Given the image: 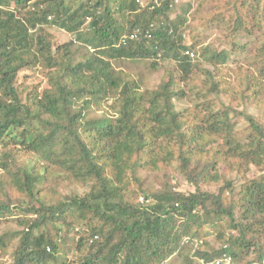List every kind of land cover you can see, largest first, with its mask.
<instances>
[{
    "label": "trees",
    "instance_id": "16d2710c",
    "mask_svg": "<svg viewBox=\"0 0 264 264\" xmlns=\"http://www.w3.org/2000/svg\"><path fill=\"white\" fill-rule=\"evenodd\" d=\"M115 1L0 0V216L20 217L18 227L27 228L0 232V257L9 253L7 235L19 238L10 262L0 264H70L60 252L75 230L77 264H215L224 256L232 264H264V174L246 180L239 192L230 180L218 193L200 188L220 181L222 153L227 160L264 156V125L246 112L259 107L264 94V0L215 3L213 20L224 24L227 42L220 51L201 45L188 26L190 2L172 18L180 10L175 0H119L113 10ZM49 28L75 38L57 45ZM243 37L263 41L238 91L230 89L245 107L237 113L249 125L246 144L229 116L234 104L217 112L209 99L226 87L216 75L220 67L248 57ZM75 43L93 50L84 62L74 63ZM114 61H152L155 70L172 62L175 68L150 88L117 71ZM205 63L214 68L203 72L207 100L206 85L195 95L194 86L177 88L179 78L187 88L194 85L192 75ZM36 68L46 72L48 86L20 85L19 75ZM188 99L197 106L186 121L177 102ZM219 140L222 150L214 146ZM17 149L37 157L32 169ZM176 160L196 191L165 184L149 192L139 169L160 171ZM41 181L50 186L37 189ZM65 184L86 191L60 198L57 188ZM8 189L22 198L13 202ZM208 230L220 249L209 251Z\"/></svg>",
    "mask_w": 264,
    "mask_h": 264
},
{
    "label": "rangeland",
    "instance_id": "374dc122",
    "mask_svg": "<svg viewBox=\"0 0 264 264\" xmlns=\"http://www.w3.org/2000/svg\"><path fill=\"white\" fill-rule=\"evenodd\" d=\"M119 0H116L112 3V9L116 10L119 4ZM176 4L179 6L180 10L176 11L172 18L176 17V13L182 12V8L187 3H192L193 9L190 14L187 16L188 26H192L195 30V34L200 38L201 45H209L213 50H222L223 48L227 47V42L225 39V29L224 24L219 23L217 20H213L219 12V7L215 5V3H220L221 0H175ZM217 6V7H216ZM195 11V12H194ZM194 14V18L192 15ZM119 21L121 19L120 16L117 15L116 17ZM87 30V26L84 28ZM49 32H51L54 36V40L57 45H63L71 41L75 38L74 35L67 34L65 31L57 29V28H49ZM201 36V37H200ZM185 39L188 43H191V34L188 28H185ZM228 41V40H227ZM241 41L245 43L248 41L250 43L248 49V55L243 56V58L247 57L246 60L242 59L240 62L234 58V63L231 62L229 65L225 67H220L218 78L224 80L225 88L223 89L222 93L220 94H212L209 95L210 101L213 103V109L217 112H222L233 105L237 112L245 111V107L241 104H238L237 101H233L232 97L230 96V89L237 90L239 89V79L243 78L244 73L247 72L245 68L249 64V59L253 60V57L256 55L257 50L262 45V39H258L257 41H253L250 38H241ZM229 42V41H228ZM229 48V46H228ZM72 52L74 56V63L84 62L85 56H90L93 50L83 47L80 43H75L72 47ZM200 55L197 54L196 58H199ZM200 59V58H199ZM248 60V61H247ZM113 67L117 71H123L133 78L141 79L147 84L150 88L158 86L162 80L168 76L170 69H174L175 66L172 62H165L160 64V69L155 70L152 66V61H114ZM240 67V68H239ZM239 68V69H237ZM242 68V69H241ZM206 71H214V68L209 66L207 63L203 64V71L202 70H195L194 74L192 75V81L195 83L194 85H190L188 88L186 87L185 83L182 81L181 78L176 79V86L178 89H187L190 90L191 86H194V95L196 93L202 94L201 86H205L204 96L206 100L208 99L207 90L209 89V84L207 85L208 78L206 74L203 73ZM179 77V75H175ZM48 80L46 79V72L42 69L36 68L34 70L23 72L19 75V84L22 86H28L29 89H33L34 86H39L40 90H43L48 86ZM191 92V91H190ZM190 92H188L190 94ZM237 95V92H236ZM178 110L185 112L184 119L187 121L189 119L188 110H194L195 106H197V100L194 99L193 103L188 100L178 101L177 102ZM109 109V108H107ZM246 112L255 116V118L264 125V94L260 98V105L259 107L255 106H247ZM103 111L95 112L94 115L100 116ZM234 113L231 111L229 115L232 118V124L234 125L235 132L238 136V139L244 144L250 141V135L247 134L248 122L246 121L244 116H241L239 113ZM218 147V149H223L222 141L219 140L214 145ZM217 148H215L216 150ZM214 153V151H213ZM17 155L19 159L26 164L29 168L34 167V163L38 161L36 156L28 157L25 153H23L20 149H17ZM213 155V154H212ZM211 155V156H212ZM220 163L218 164V174L220 176V181L217 184H210V183H202L200 188L204 192H211V193H218L220 189L224 186V180H230L234 183V187L236 188L237 192H239L240 187L245 183L246 180L255 179L264 174V156L255 161H247L242 159H233L227 160L226 156L221 155ZM32 160V161H30ZM40 162V161H39ZM241 162V163H240ZM195 164V162H193ZM242 164V165H241ZM205 162L201 161L198 164H195V170L200 172L202 168H204ZM196 172V173H197ZM138 176L141 178L142 182L144 183L145 188L149 192H155L163 188L165 184H169L174 190H177L184 194L193 193L196 191V188L186 180V178L182 175L179 167L178 161H174L171 165L164 168L160 171L153 169L151 166L141 168L138 171ZM50 186V183H45L41 181L36 185V188L39 190L46 189ZM60 198L65 197H72L75 194H84L86 188L83 185L80 186H69L67 184L62 185L61 187L57 188ZM9 197L13 202H17L19 194L14 193L12 190L8 189L7 191ZM22 198V197H20ZM20 200V199H19ZM143 199H141L142 201ZM20 217L16 216H0V232L8 233L12 232L15 233L17 231L26 230L27 228H19L17 225V220ZM78 228V227H77ZM76 229V228H75ZM84 229V228H82ZM43 231V228L37 233ZM75 231H71V236L68 237L67 243L62 246L60 256L67 260L70 264H77L78 254L75 250V244L77 242L78 236ZM206 235L208 236V242L210 243V250L214 251L221 248V244L216 240L215 235L211 231H206ZM7 242L9 243V253L5 257H0V262L8 263L11 260V257L16 252V249L19 244V238H16L12 235H7ZM170 264H180V261L177 259H173Z\"/></svg>",
    "mask_w": 264,
    "mask_h": 264
},
{
    "label": "built area",
    "instance_id": "2783aa9c",
    "mask_svg": "<svg viewBox=\"0 0 264 264\" xmlns=\"http://www.w3.org/2000/svg\"><path fill=\"white\" fill-rule=\"evenodd\" d=\"M193 56V54H191ZM204 261L201 260V264H203ZM215 264H232V258L228 256H224L223 258L217 259L215 261Z\"/></svg>",
    "mask_w": 264,
    "mask_h": 264
}]
</instances>
